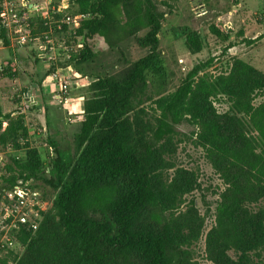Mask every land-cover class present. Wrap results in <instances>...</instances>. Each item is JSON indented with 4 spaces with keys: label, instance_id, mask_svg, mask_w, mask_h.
I'll return each instance as SVG.
<instances>
[{
    "label": "trees",
    "instance_id": "obj_1",
    "mask_svg": "<svg viewBox=\"0 0 264 264\" xmlns=\"http://www.w3.org/2000/svg\"><path fill=\"white\" fill-rule=\"evenodd\" d=\"M72 2L75 12L87 15L78 30L83 48L72 60L79 72L87 75L85 68L100 53L119 49L129 38L149 52L116 72L88 73L73 151L55 145L47 169L39 149L23 141L27 160H5L1 191L32 179L55 195L52 206L41 211L39 227L19 235L22 254L1 263L192 264L187 248L204 220L195 199L186 211L180 208L199 186L198 178L184 168L171 176L166 172L173 136L187 121L225 185L207 236L212 261L264 264V206L256 209L264 201V71L239 57L219 74L206 70L211 63H199L174 91L157 99L155 122L144 121L135 102L162 74L159 34L166 12L159 5L170 6L169 0ZM186 45L197 53L203 41L191 32ZM44 74L36 79L40 87L50 71ZM218 103L228 108L221 111ZM0 124L6 126L4 144L12 140L14 149L21 148L17 133L26 129L24 118L0 107Z\"/></svg>",
    "mask_w": 264,
    "mask_h": 264
},
{
    "label": "rangeland",
    "instance_id": "obj_2",
    "mask_svg": "<svg viewBox=\"0 0 264 264\" xmlns=\"http://www.w3.org/2000/svg\"><path fill=\"white\" fill-rule=\"evenodd\" d=\"M169 2L170 6L159 5L160 9L166 12L159 34V55L164 67L162 74L150 80L146 95L135 102L136 113L143 117L144 121L155 122L159 115L157 99L174 91L199 63H211L206 70L219 74L227 70L235 57H239L264 71V0ZM212 28L222 34L216 35ZM191 32H196L203 41V47L197 53L189 51L186 45L187 35ZM2 45L0 43V107L3 113L21 115L26 129L18 131L17 138L21 148L14 149L12 140L6 144L2 141L1 135L6 129V126L2 125L0 149L7 152L6 162L10 157L26 161L28 148L24 145L25 141L31 147L39 149L45 161V168L48 169V164L54 157L55 145L73 151L75 133L83 117L79 115L80 112L66 106L71 101L66 104L54 102L53 92L57 84L50 76H45L41 87L36 82L37 77H44L48 63L34 59L28 47L9 49ZM148 52V49L141 48L134 38H129L119 49L100 53L95 62L85 68L87 75L79 72L71 62L74 74L70 98L76 96L71 103L77 102L78 96L87 92L90 84L89 72H116L128 62ZM32 74L35 76L32 77ZM30 89L37 104L27 107L24 93ZM218 108L224 111L228 106L218 103ZM195 131V127L187 121L177 128V133L172 139L174 153L166 155L169 163L166 172L171 176L178 168H184L196 174L199 186L186 196V203L180 208L186 211L188 202L195 199L197 210L204 220L199 237L188 245V257L192 264H214L208 250L207 236L216 224L217 205L225 185L207 160L205 151L195 144ZM2 167L3 165H0V174ZM44 176L49 177V173L45 172ZM33 187L45 203L44 210L49 209L55 190L40 181H33ZM2 195L3 190H0V199ZM261 206H264V201L257 204L256 209ZM23 250L18 254L8 251L1 256L0 261L9 255L8 263H12L13 257L21 255ZM231 255L235 256L233 252ZM254 259L259 261L258 258Z\"/></svg>",
    "mask_w": 264,
    "mask_h": 264
},
{
    "label": "built area",
    "instance_id": "obj_3",
    "mask_svg": "<svg viewBox=\"0 0 264 264\" xmlns=\"http://www.w3.org/2000/svg\"><path fill=\"white\" fill-rule=\"evenodd\" d=\"M74 7L72 0H2L0 3V42L10 49L28 47L34 59L48 63L46 70L57 84L54 98L58 104L70 101L74 74L70 63L83 48L78 30L87 15L75 12ZM3 28L8 45L4 44ZM24 99L27 107L37 104L31 89L24 93ZM6 154L0 149V165L4 164ZM44 204L32 179L3 189L0 258L8 251L18 254L23 250L18 237L25 228L36 230L39 227Z\"/></svg>",
    "mask_w": 264,
    "mask_h": 264
},
{
    "label": "crops",
    "instance_id": "obj_4",
    "mask_svg": "<svg viewBox=\"0 0 264 264\" xmlns=\"http://www.w3.org/2000/svg\"><path fill=\"white\" fill-rule=\"evenodd\" d=\"M1 43V42H0ZM2 47H4V45H2ZM4 48H6V46L4 47ZM10 49V48H9ZM50 76V75H49ZM51 77V76H50ZM57 89V88H56ZM55 89V90H56ZM32 90V89H31ZM54 90V91H55ZM33 92V91H32ZM34 94V93H33ZM53 95H54V92H53ZM84 93H81L79 96H78V100H77V102H75V103H71V102H73L74 100H75V97L76 96H73L72 98H70V103L69 104H67L66 106L68 107V108H71L72 110H76V112H80V104H81V101L83 100V98H84ZM54 102H56L55 101V98H54ZM57 103V102H56ZM80 117V116H79ZM59 147H60V145H59ZM64 150H66V149H64ZM13 151H16V150H13Z\"/></svg>",
    "mask_w": 264,
    "mask_h": 264
}]
</instances>
